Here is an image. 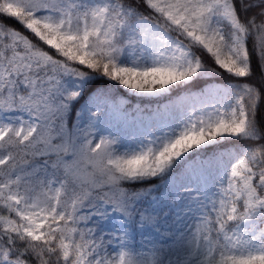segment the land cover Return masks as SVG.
I'll list each match as a JSON object with an SVG mask.
<instances>
[{
	"label": "snow or ice",
	"instance_id": "obj_1",
	"mask_svg": "<svg viewBox=\"0 0 264 264\" xmlns=\"http://www.w3.org/2000/svg\"><path fill=\"white\" fill-rule=\"evenodd\" d=\"M0 264H264V0H0Z\"/></svg>",
	"mask_w": 264,
	"mask_h": 264
},
{
	"label": "rangeland",
	"instance_id": "obj_2",
	"mask_svg": "<svg viewBox=\"0 0 264 264\" xmlns=\"http://www.w3.org/2000/svg\"><path fill=\"white\" fill-rule=\"evenodd\" d=\"M126 99H128L130 105H136V104H140L141 106L144 105V104L142 105L141 102H139V99H137V98H134V97H126ZM145 104H147V103H145Z\"/></svg>",
	"mask_w": 264,
	"mask_h": 264
},
{
	"label": "trees",
	"instance_id": "obj_3",
	"mask_svg": "<svg viewBox=\"0 0 264 264\" xmlns=\"http://www.w3.org/2000/svg\"><path fill=\"white\" fill-rule=\"evenodd\" d=\"M139 102H141V104L143 105V104H145V103H149L147 100L145 101H141V100H139Z\"/></svg>",
	"mask_w": 264,
	"mask_h": 264
}]
</instances>
